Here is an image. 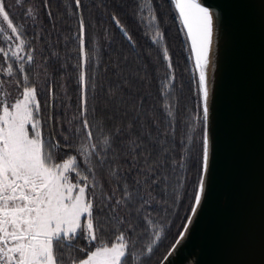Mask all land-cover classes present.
Returning <instances> with one entry per match:
<instances>
[{
    "label": "snow or ice",
    "instance_id": "obj_1",
    "mask_svg": "<svg viewBox=\"0 0 264 264\" xmlns=\"http://www.w3.org/2000/svg\"><path fill=\"white\" fill-rule=\"evenodd\" d=\"M61 5L0 0V264H170L208 190L218 13L207 0Z\"/></svg>",
    "mask_w": 264,
    "mask_h": 264
},
{
    "label": "water",
    "instance_id": "obj_2",
    "mask_svg": "<svg viewBox=\"0 0 264 264\" xmlns=\"http://www.w3.org/2000/svg\"><path fill=\"white\" fill-rule=\"evenodd\" d=\"M218 13L206 199L170 264H264V0Z\"/></svg>",
    "mask_w": 264,
    "mask_h": 264
},
{
    "label": "trees",
    "instance_id": "obj_3",
    "mask_svg": "<svg viewBox=\"0 0 264 264\" xmlns=\"http://www.w3.org/2000/svg\"><path fill=\"white\" fill-rule=\"evenodd\" d=\"M84 2L87 4V3H90V0H84ZM58 3H59V0H53V10L56 11L58 15H60L62 13V11H63V6L61 5L58 8L57 7ZM92 11L95 12L96 9H92ZM87 14L88 13L86 11L85 15L87 16ZM61 19H64V18L61 16ZM167 23L169 25H171L172 22H171L170 19H168ZM72 27L73 28L75 27L74 22L72 23ZM63 35L65 37H67L69 35V33L67 31H65V32H63ZM114 43H115V47L117 49H119L122 52H127L126 42H124L122 40V38L119 36V34L116 35ZM168 43L170 45V50H174L175 51L174 62H176V61L179 62L180 68L177 69V76H178V78L182 79L183 95H184V98H185V102H188V99H189V96H190L188 80H189L190 77H189V74L186 71L187 66L185 64L184 56H183V53H182L181 40H180L179 36L177 35L176 28H175L174 25H172L171 31L168 33ZM140 44L144 48V50H146V51L149 50L148 49V44H147L146 41L141 40ZM73 50H74V45H73ZM139 50L140 49H138V51ZM151 55L153 57H155V53L154 52H152ZM181 70H184L183 73H181ZM71 91H72V88L70 87L69 88V92L71 93ZM173 231L175 232L176 229H173ZM169 242H170V240H169Z\"/></svg>",
    "mask_w": 264,
    "mask_h": 264
}]
</instances>
